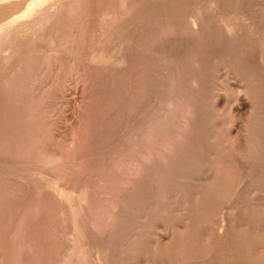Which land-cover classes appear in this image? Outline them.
<instances>
[{"label": "rangeland", "instance_id": "1", "mask_svg": "<svg viewBox=\"0 0 264 264\" xmlns=\"http://www.w3.org/2000/svg\"><path fill=\"white\" fill-rule=\"evenodd\" d=\"M37 1L0 0L1 29L26 19L38 28L50 10L62 17V0ZM81 1L48 26L51 37L9 39L1 53L0 264H264V91L256 93L261 106L243 117L245 146L220 126L226 111L205 116L187 140L184 123L166 107L165 136L141 138L144 117L160 112L142 105L145 77L130 84L126 76L121 87L113 64L84 69L103 51L117 57L129 0ZM80 124L88 133L81 127L76 135Z\"/></svg>", "mask_w": 264, "mask_h": 264}, {"label": "bare ground", "instance_id": "2", "mask_svg": "<svg viewBox=\"0 0 264 264\" xmlns=\"http://www.w3.org/2000/svg\"><path fill=\"white\" fill-rule=\"evenodd\" d=\"M40 1L41 0H39L37 2L40 3ZM43 1L44 0H42V2L40 4L43 5V3H45ZM62 1H63V3H62L63 6H65L64 7L65 10L64 11L62 10L63 11L62 15H61L62 17H60L59 14H57L56 10H53V11L50 10L49 11L50 13L48 12L47 16H46V14L44 15L45 18H44V16L42 17V19L39 18L41 20H43V19H45V20L43 21V24H39L40 26H38V28H36L37 25H35V24L29 25L31 22L28 25L26 23H23L24 21L26 22L27 19L24 20L23 22L22 21L20 22L17 20L11 21L12 23L8 24L9 26L7 25V27L2 28L3 30L1 29V26H0L1 31H3L6 34V35L1 34L3 36L5 35V37H4L3 41H0V57H1V53L4 50V47L6 46L5 44L8 43L9 39L10 40H14V39L16 40L20 37H26V38H28V40L30 42H33L36 39L41 38V37H42V39L44 37L46 38L48 36L51 37L48 26H52L53 23L55 24L57 21H62L64 18L63 17L64 13H67L70 10L72 4L75 3V5H76V3H77V0H73V1L62 0ZM81 2H83V0ZM127 2H128V5H130V7L128 8L129 11L127 13H125V14H127L126 15L127 17L124 15L126 19L125 18L122 19V23L120 24V29L122 30V35L120 36L121 38H118V39H120L119 47H117L118 44L116 45V43H115V45H116L115 48H118V51L116 52L117 57L113 58V57H111V55L109 57L108 56L109 52L111 53L110 50H109L108 54H106L107 52L105 53V51H103V53H102L103 57L98 58V60L96 61V65H94V64L88 65L87 64L84 68L85 71L88 69L91 71L95 67H99V66H97L98 64H101V67H105V68H107L108 71H110V70H112L110 64H113L116 67V69H113L111 73H114L116 75V78L118 80V85L120 84L121 87L125 86V85L124 86L122 85L123 84L122 82L126 78V76H128V82H130V84H131V81L134 80V78L139 77L140 81H141V77H142V80H144V81L146 79L147 90H146V93L142 96V98H143L142 105L145 109L153 107L155 109L160 110V112L157 113L156 115L147 114L144 117V119L141 123H142L143 127L145 128V131L142 132L141 138L142 137L146 138L147 136L152 137L153 136L152 133L154 131L157 132L156 133L157 135H158V133H159V135L163 133V129H164L165 124H164V122H162L160 120L162 118L161 112L163 111L164 108L166 109V107H168V110L171 109L170 115L174 118V121L177 119V120H179V122L182 121V124L184 123L183 130H186V133H185V131H184V133L186 134L187 140L190 139L189 135H191L190 134L191 132L198 131V127L201 126V123H205L204 122V120L206 119L205 116L210 117L211 114H213V113H216V112L222 113V112L226 111V115H229L230 118H228V116H223L221 119H219L218 122H219L220 126L222 125L223 127H225V135L227 137L230 136L235 141L234 143H236V145H238V147L245 146L248 143L247 142V135L245 136V133H247L248 131H247L246 124H242L243 117H245L246 114H248V113L251 114V113L255 112L257 110V108H259L261 106L260 105L261 99H259V97L257 96L256 93H258L259 90L264 91V0H135V1L129 0ZM2 4H4V3H2ZM54 4H52V5H54ZM62 4H61V6H62ZM132 4H135L136 7L134 6V8H133ZM31 6H33V5H31ZM79 8H81V7H79ZM52 9H56V8H52ZM104 11H106L107 13L106 12H102V13L106 14V16L108 17L109 11L108 10H104ZM89 12L92 13V11H89ZM19 14H21V13H19ZM38 14H37V16H39ZM220 15L226 17V19L223 20V18L219 17ZM231 15H232V17H230ZM15 16H17V15H15ZM106 16H104V17H106ZM121 16H123V14ZM30 18L31 17H29V19ZM11 19H12V17H11ZM113 20H115V19L113 18ZM31 21H33V20H31ZM34 22H32V23H34ZM7 23H9V22H7ZM108 23L112 24L114 22L110 23V20H109ZM69 27H71V26H69ZM53 28H54V26H53ZM75 29H76V27H75ZM7 31H10V32H7ZM3 32H1V33H3ZM72 32H71V34H73ZM115 32H116V30H115ZM118 32H119V30H118ZM119 35L120 34H118V36ZM115 36H117V35L115 34ZM118 39H117V41L119 42ZM34 43H36V42H34ZM80 48H81V46H80ZM112 49H113V47H112ZM105 50H108V49H105ZM111 54H113V53H111ZM82 69H80V70H82ZM83 77H85V76H83ZM143 77H145V79ZM143 83L144 82H142V84ZM130 84H128L127 90L122 91L124 93L123 96L125 98H127L129 96V92L131 90ZM115 85L117 86V81H116ZM134 88H136V87H134ZM0 90H2V89L0 88ZM116 90L119 91L118 88ZM119 93H120V91H119ZM142 94H140V95H142ZM132 95H134V94H132ZM123 96L120 97L122 100H123ZM12 97H13V95H12ZM125 105H127V104H125ZM4 106H5V104H4ZM134 106H136V105H134ZM119 109L121 110V108H119ZM133 109H134V107H133ZM260 112H262V111H260ZM0 113H2V112H0ZM94 114H96V113H94ZM259 115H261V114H259ZM216 116L218 117L217 113H216ZM132 117H134V116H132ZM164 118H165V116H164ZM259 119H260V117H259ZM4 120H6V119H4ZM172 120L173 119H171V121ZM170 122H168V123L170 124ZM86 123H85V125H87ZM90 124H88L89 127H91ZM125 124H126V122H125ZM175 125H177V124H175ZM162 126H163V128H161ZM81 127H83V125L81 126V124H80V129H78V132L80 130L81 131H80V133H77L76 135H78V134L81 135V132H82ZM245 127H246V129H245ZM83 128H86V126ZM249 128H250V126H249ZM87 129L88 128H86V130ZM199 129H200V127H199ZM88 130H87V133H88ZM164 130H166V129H164ZM245 130H246V132H245ZM139 131H141V130H139ZM171 131L173 132V130H171ZM171 131L169 132L170 134H171ZM181 131L178 132V133H180V135H178L176 137H179V136L182 137L183 136ZM84 133L82 135H86V131ZM201 134H203V133H201ZM163 135H164V133H163ZM192 137H193V134H192ZM35 138H36V135H35ZM78 139H79V137H78ZM174 139H176V138H174ZM177 139H180V138H177ZM161 145H163V144H161ZM170 145H168V146L173 148V146H170ZM122 146H123V144H122ZM130 146L132 147V145H129V147ZM183 146H184V144H183ZM186 146H187V144H186ZM4 147H6V146H4ZM126 148H128V147L126 146ZM130 149H128V150H130ZM147 149L149 150V148H147ZM137 150H135V151H137ZM142 150H144V149H142ZM177 150H179V149H177ZM180 150H181V148H180ZM165 151H167V150H165ZM169 151L170 150H168V152ZM185 151H184V153H185ZM139 152H141V151H139ZM168 152H166V153H168ZM128 153H130V152L128 151ZM215 153L217 156H219L221 153V150L216 151ZM5 154H7V153H5ZM145 154H147V153H145ZM150 154H151V152H150ZM124 155H127V154H124ZM174 155H177V154L175 153ZM127 156H126V159H127ZM226 156H227V154H226ZM132 157H134V156L132 155ZM144 157H145V155H144ZM119 159H121V158H119ZM174 159L176 160V156L174 157ZM148 161L150 162V159ZM219 161H220V163H218V165L222 166L223 165L222 161L221 160H219ZM149 162H146V163H148V165H149ZM174 162H177V161H174ZM45 163H46V160H45ZM171 165H173V164L171 163ZM240 165H239V167H240ZM243 165H244V163H242V166ZM118 166L120 167V165H118ZM161 166H164V165H160V167ZM176 166H178V165H176ZM248 166L250 168L249 164H248ZM253 166H254V164H253ZM245 167H246V165H245ZM163 168H166V167H163ZM225 168L226 167H224V169ZM245 169H247V168H245ZM162 170H160V171L162 172ZM149 172H150V170H149ZM149 172L147 170L146 175H148ZM218 172L219 171H217V168L214 169L213 181L219 180ZM2 173H4V172H2ZM157 173H158V170H157ZM149 176H152V175H149ZM143 178H145V177L143 176ZM96 179H97V177H96ZM5 183H7V182H5ZM136 183H137V181H136ZM129 187H130V185H129ZM123 189L125 190V187ZM51 193L55 194L53 196H56V193L54 191L51 190ZM93 202H94V200H93ZM123 206H124V204H123ZM123 206H119V208L123 207ZM92 207H94V206L92 205ZM225 218H226V216H225ZM226 223H227V219H222V226H224V224L226 225ZM12 225H14V224H12ZM165 234H166V232H165ZM164 238H166V237H164ZM8 241H9V239H8ZM153 244H154V242H153ZM14 248H15V246H14ZM108 256H110V255H108ZM235 259H237V258H235ZM108 264H110V263H108Z\"/></svg>", "mask_w": 264, "mask_h": 264}]
</instances>
